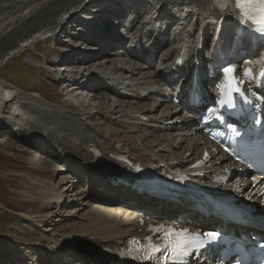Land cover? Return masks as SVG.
Listing matches in <instances>:
<instances>
[{"label": "bare ground", "instance_id": "bare-ground-1", "mask_svg": "<svg viewBox=\"0 0 264 264\" xmlns=\"http://www.w3.org/2000/svg\"><path fill=\"white\" fill-rule=\"evenodd\" d=\"M190 1L194 2L196 10L184 13L180 5L186 0H164L163 9L156 16L154 8L158 1L151 8V0H0V125L9 126L7 133L0 136V143L11 140L20 151H29V161L38 170L67 173L57 183L37 179L35 184L40 190L32 201L39 202L40 206L44 204L45 212L40 209L29 212L30 215L13 214L10 218L5 217L7 210L0 203V240L8 246L3 251L5 254L0 252V264H64L68 261L74 264L80 259L84 264H93V247L122 243L137 232L139 211L155 219L181 214L194 218L202 227L214 228L216 219L202 220L191 208L139 195L129 186L114 184L106 170L91 167L94 158L90 147L97 143L104 144L111 152L129 154L134 164L156 165V171L162 167L187 170L204 156L207 138L201 136L204 131L201 122L192 121L193 117L172 99L185 95V82L180 83L179 79L191 78L185 72L186 60L177 69L172 68L176 54L173 50L182 43L187 46V53L196 50L198 39L189 28L196 25L193 19L199 13L213 9L209 0ZM138 7L144 12L140 19H147L151 24L138 25L136 30L152 33L150 40L141 41L144 42L141 49L137 38L129 39L127 31L118 27L125 17L129 22L136 19ZM175 13L179 20L172 16ZM186 16L189 19L184 29L182 22ZM168 17L173 21L168 22ZM160 19L166 20L171 31L164 22H158ZM83 23H89L90 29L98 32L79 33L85 28ZM226 23L227 31L233 28L231 21ZM127 26L124 22V27ZM49 33L51 37H42ZM164 36H168L170 42L162 47ZM50 39L60 41L59 46L72 55L81 56L79 64L73 60L72 68L65 71L60 62L69 61L60 59L59 52L54 59H48L46 54L43 58L34 54L41 46L38 43ZM79 39H85L90 46H81ZM74 41L79 44L73 46ZM80 46L83 50L76 49ZM26 51L30 53L26 59L29 64L45 68L55 76L61 85L59 91L63 93L74 84L83 88L78 91L95 92L98 103L85 104L87 107L82 109L71 105L65 95L50 99L37 88L24 89L8 81L1 74L3 65ZM164 56H169L168 63ZM203 71V68L199 70V77L205 101L211 94L205 92ZM180 123L188 130L194 128L199 136L180 129ZM108 154L110 151L105 155ZM228 159L226 154L214 153L212 163L216 170L223 171L219 160ZM233 165L236 170L240 167ZM251 186L249 202L261 210L264 191L261 193L258 183L252 181L248 182L246 190ZM27 194L32 198L34 192ZM239 195L242 200L247 198L242 192ZM179 200L185 202L184 198ZM64 215L68 216L64 218ZM58 216L62 218L49 220ZM60 223L65 227L75 223L79 232L62 229L51 234L49 231L57 229ZM63 255L68 258L64 263Z\"/></svg>", "mask_w": 264, "mask_h": 264}, {"label": "rangeland", "instance_id": "rangeland-1", "mask_svg": "<svg viewBox=\"0 0 264 264\" xmlns=\"http://www.w3.org/2000/svg\"><path fill=\"white\" fill-rule=\"evenodd\" d=\"M38 45H41L38 51L34 52L33 50H31V52H34V54H37L40 58H43V56L46 54L48 59H54V57H56V52L64 49V47L62 49V46H54L56 45V43L52 42H40L38 43ZM29 54V51H26L25 53L20 54L15 58H11L9 61H7L3 65V68L1 70V74L4 76V78L24 89H33V87L37 88L40 93L44 94L47 98L50 99H58V97L62 98L64 97L62 95H65L66 100L70 101L71 105L77 106L82 109H85L87 107V105L85 104L93 103V105H95L98 103V99H95L96 97H94V95L96 94L95 92H90V95H85L84 91H78L79 89L83 88H79L74 84H70V86L66 88L64 86L65 91L63 93L59 91L61 85L60 83H57L58 80L49 71H47L45 68H36L35 66H32L27 62L26 59L29 57ZM115 60L117 62L118 58L115 57ZM102 93L103 92L98 95H101ZM87 109L91 108L88 107ZM103 126L106 127L105 125ZM7 127H9L7 124L0 125V136L7 133ZM111 134L113 135V133ZM9 141L5 142V144L0 143V203H3L5 209L7 210L6 212H4L5 217L10 216L11 218L13 214L30 215L29 212H34L40 209L41 211L45 212L43 207L44 204L40 206L39 202H33L34 197H36L35 194L38 192V190H40L39 186L35 184L37 179H44L46 181L57 183L60 181L62 176H65L67 173H59L54 169L52 170V172L46 171L45 173L44 170H38L34 168V163L29 161V159L31 158V153H28L29 151H20L16 143H12L11 140ZM25 142L27 145L28 140L26 139ZM35 186L36 189H34ZM30 191L34 192L32 198L27 194ZM106 207L112 208L111 206ZM52 213L56 214L54 211ZM68 215H64V218H66ZM58 218L62 217H50L49 220L53 221V219ZM62 229L69 232H79L80 228L77 227L75 223L74 226L70 224L69 227H65L63 223H60L57 229L49 232L53 234L54 231L59 232ZM0 244V252L8 248L4 241L0 240Z\"/></svg>", "mask_w": 264, "mask_h": 264}, {"label": "snow or ice", "instance_id": "snow-or-ice-1", "mask_svg": "<svg viewBox=\"0 0 264 264\" xmlns=\"http://www.w3.org/2000/svg\"><path fill=\"white\" fill-rule=\"evenodd\" d=\"M233 8L236 9L239 15L254 24L261 25L264 28V0H229ZM168 243L163 247L170 249L171 254L175 257L174 264H182V259L187 255L190 247H199V244L194 241L186 230L176 231L172 229L165 230ZM217 233H208L209 240H215ZM149 239L150 238H146ZM159 245L151 244L145 249L147 259L154 258V253L160 251Z\"/></svg>", "mask_w": 264, "mask_h": 264}]
</instances>
